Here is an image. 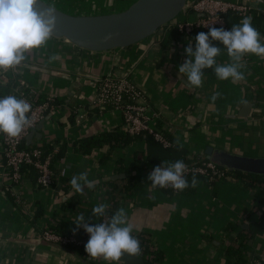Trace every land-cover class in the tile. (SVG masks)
Instances as JSON below:
<instances>
[{
  "label": "crops",
  "instance_id": "obj_1",
  "mask_svg": "<svg viewBox=\"0 0 264 264\" xmlns=\"http://www.w3.org/2000/svg\"><path fill=\"white\" fill-rule=\"evenodd\" d=\"M45 1L64 11L71 9L66 11L71 14L97 15L125 10L136 0ZM233 1L249 5L253 16L264 12V0ZM184 14L192 17L189 11ZM242 19L228 12L227 30ZM177 20L130 47L105 51L81 48L53 35L41 47L27 50L19 65L0 69V87L5 88L0 98L14 95L24 86L39 98L60 99L56 105L51 103L44 119L31 130V138L26 137V147L49 142L60 146L64 141L69 145L63 162L53 165L52 185L45 188L38 184L34 167L20 182L6 174L0 133V264H124L102 257L90 260L83 247L61 246L42 238L45 230L72 232L80 215L85 217L84 223L98 224L102 215L93 210L104 204V213H109V192L120 203L114 215L124 208L135 225L133 234H142L149 249L160 255L161 261L154 264H225V248L241 241L250 264L259 259L264 263V233L250 237L247 231L260 214L257 203L264 197L262 184L229 175L214 183L199 177L195 188L183 192L154 188L152 183L128 189L125 177H117L124 173L118 168L133 164L136 155L146 158L155 152L151 141L143 138L113 149L105 145L88 155L73 151L72 143L79 138L123 127L119 112L92 106L99 80L115 75L130 78L142 89L145 100L160 113L157 127L174 146L187 150V157L206 159L207 146L264 157V59L245 54L241 63L246 66L240 69L245 78L235 83L219 80L216 65L205 68L202 87H190L179 65L189 59L185 48L195 49V36L210 28L186 34L176 26ZM252 24L264 39V20L252 17ZM212 44L221 49L217 65L233 62L222 42L213 40ZM216 92L221 97L213 102ZM79 107L87 111L80 124L72 118ZM85 172L95 187L81 181L83 193H78L71 179ZM251 211L255 213L249 217ZM230 224L237 228L229 229ZM239 232L247 234L246 238L236 240ZM76 233L79 238L88 234L83 226Z\"/></svg>",
  "mask_w": 264,
  "mask_h": 264
},
{
  "label": "clouds",
  "instance_id": "obj_2",
  "mask_svg": "<svg viewBox=\"0 0 264 264\" xmlns=\"http://www.w3.org/2000/svg\"><path fill=\"white\" fill-rule=\"evenodd\" d=\"M41 0H0V69H9L19 65L24 59V53L29 49L39 48L54 35L58 23L57 9L48 6L41 9L38 5ZM211 38V39H210ZM220 41L226 46L227 54L233 61L227 65H217L216 57L221 49L212 44ZM189 59L179 65V72L187 75L190 87L199 89L203 85V69L216 65L215 73L219 80L232 82L241 81L245 73L240 69L246 65L241 63L245 54H254L264 59V39L252 24V17L245 16L232 29L211 27L207 33L199 32L195 36V49L185 48ZM56 59V57H53ZM221 97L216 92L211 99L215 102ZM32 111V106L24 99L14 95L0 98V133L8 137H19L31 124L27 113ZM187 165L183 160L175 162L164 161V166H156L148 175L152 187L167 188L183 192L195 188L199 183L195 174L191 182L186 178ZM88 174L81 173L73 176L71 186L78 193H83L81 181L89 188L95 187L89 180ZM106 205L100 204L93 212L103 215ZM85 217L76 218L77 227L72 229L73 234L83 226L90 234V239L85 245L86 253L92 258L102 257L106 261L119 262L122 257L139 258L142 246L138 236L133 235L135 225L130 222L127 212L121 208L108 223L90 225L84 223Z\"/></svg>",
  "mask_w": 264,
  "mask_h": 264
},
{
  "label": "built area",
  "instance_id": "obj_3",
  "mask_svg": "<svg viewBox=\"0 0 264 264\" xmlns=\"http://www.w3.org/2000/svg\"><path fill=\"white\" fill-rule=\"evenodd\" d=\"M186 11L191 12L192 18L179 19L176 22L178 29L186 34H190L195 29H209L213 26L223 27L227 30L226 14L228 12H236L242 18L245 16L253 17L252 9L249 5L233 0H189L183 14ZM14 95L18 99H24L31 104L32 111L26 114L31 119V124L16 138L8 137L6 133H1L6 158V174L13 181L20 182L25 175L22 170L23 166H32L38 171V184L45 188L50 187L54 181L53 155L59 151V145H55L52 152L45 155L42 147L28 148L23 144L31 130L36 128L37 124L44 119L50 110L54 97L40 100L39 96L31 95L24 86L19 87ZM92 106L94 109H112L119 112L123 118L122 128L126 129L130 134H148L164 147L172 145L165 132L157 127L160 113L149 105L145 100L142 89L128 77L107 75L101 78ZM86 115L87 111L84 108H77L75 110V123L80 124ZM58 162H63V157ZM187 168L186 177L195 174L213 183L229 176V168L221 167L212 159L188 164ZM65 172V168H63L62 174H65ZM167 189L173 190L171 186L167 187ZM110 219V215L104 213L99 223H108ZM42 238L47 242L61 246L75 245L85 249V245L90 239V234L88 233L85 238H79L76 233L73 234V231L63 233L45 230L42 233ZM88 258L90 260L93 259L89 255ZM252 264L264 263L259 259Z\"/></svg>",
  "mask_w": 264,
  "mask_h": 264
},
{
  "label": "water",
  "instance_id": "obj_4",
  "mask_svg": "<svg viewBox=\"0 0 264 264\" xmlns=\"http://www.w3.org/2000/svg\"><path fill=\"white\" fill-rule=\"evenodd\" d=\"M189 0H136L125 10L97 15H75L68 13L45 0L38 5L41 9L53 6L57 9L58 23L54 36L66 38L73 44L93 50L105 51L130 47L152 35L162 26L174 21L183 12ZM32 133L27 138H31ZM207 159L236 171L264 175V157L249 156L213 146L205 149ZM117 177H126L125 173ZM124 264H146L139 258L123 256Z\"/></svg>",
  "mask_w": 264,
  "mask_h": 264
},
{
  "label": "trees",
  "instance_id": "obj_5",
  "mask_svg": "<svg viewBox=\"0 0 264 264\" xmlns=\"http://www.w3.org/2000/svg\"><path fill=\"white\" fill-rule=\"evenodd\" d=\"M257 18L264 20V12H260L259 14L258 12H254L253 20ZM4 89H5L4 87H0V95H1L2 90ZM40 100H45V99L44 98L42 99L40 97ZM58 101H60V99L54 98V100L52 101L53 105H56ZM72 118L74 121L75 115H72ZM143 138L147 139L149 143L151 141V143L155 145V149H154L155 152L149 153L146 158H143V157L140 158L138 155H136V158L133 164L129 166H125V167L121 166L118 168V171L124 172L126 174L125 180L127 181L126 187L128 189L136 190V189L141 188L143 184L145 183H152V181L148 180V175L154 170L156 166H164V161L175 162L176 160H183L185 163L195 164V163H200L203 160H208L207 158L198 159V158L187 157L188 151L183 148L174 146L173 143L169 147H164L161 143L157 142L151 135L130 134L126 129L119 128V127L113 128V129H110L104 132H100L98 134H93V135L79 138L72 143V148L75 153H81L84 155H88V154H91L94 150L101 148L105 145H108L110 149H113L116 147H124L136 140L143 139ZM23 145L26 147L25 144ZM54 146H55L54 142L43 144L42 147L44 149V153L45 154L51 153ZM68 148H69V145L66 141L60 144L59 151L53 155V163L58 162V160L66 154ZM106 158H107V155L103 157V161ZM217 163L221 167H225L221 165L219 162ZM22 170L24 171V173H26V171H32L33 167L23 166ZM228 174L237 175L241 178H245L247 179V182L248 180H250L249 183L262 184L263 191H264V175L255 174V173H246L243 171H236V170H231V169L228 170ZM192 176L193 174L187 176L186 178L192 179ZM196 177L199 178L201 176L196 175ZM109 196L112 201V208L109 210L108 214L112 217L114 213L116 212V210L119 208L120 203L118 200L115 199L112 192H109ZM257 208L260 214L257 215L256 220L250 223V228L247 229V231L250 233V237H255L256 235L264 233V197L258 201ZM254 213H255L254 211H251L249 214V217L253 216ZM228 228L235 230L237 228V225L230 224ZM77 236L80 237L79 235ZM136 236H138L140 239L141 246L143 249L142 255L143 257H145L147 264H154L155 262L161 261L160 255L157 252H153L149 249V244L146 238L142 234H138ZM246 236L247 234L239 232L236 235V240H240V239L243 240L244 238H246ZM67 246H73L78 249L82 248L80 246H75V245H67ZM84 253L87 254L85 252V249H84ZM224 257H225V264H250L248 255L245 252L242 241L240 242L238 246L228 245L225 248ZM92 263H94V261H92Z\"/></svg>",
  "mask_w": 264,
  "mask_h": 264
},
{
  "label": "rangeland",
  "instance_id": "obj_6",
  "mask_svg": "<svg viewBox=\"0 0 264 264\" xmlns=\"http://www.w3.org/2000/svg\"><path fill=\"white\" fill-rule=\"evenodd\" d=\"M66 11H72L71 9H65ZM185 18H192L190 15H189V17L187 16V15H184L183 14V12H181L180 14H179V16L177 17V19H185ZM262 154H264V152H262Z\"/></svg>",
  "mask_w": 264,
  "mask_h": 264
}]
</instances>
